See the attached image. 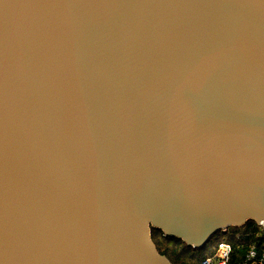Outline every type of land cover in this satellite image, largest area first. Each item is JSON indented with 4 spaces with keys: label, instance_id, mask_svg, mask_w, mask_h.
I'll return each instance as SVG.
<instances>
[{
    "label": "water",
    "instance_id": "95a60500",
    "mask_svg": "<svg viewBox=\"0 0 264 264\" xmlns=\"http://www.w3.org/2000/svg\"><path fill=\"white\" fill-rule=\"evenodd\" d=\"M264 224V0H0V264H172Z\"/></svg>",
    "mask_w": 264,
    "mask_h": 264
},
{
    "label": "trees",
    "instance_id": "16d2710c",
    "mask_svg": "<svg viewBox=\"0 0 264 264\" xmlns=\"http://www.w3.org/2000/svg\"><path fill=\"white\" fill-rule=\"evenodd\" d=\"M255 232L256 224L250 221L242 227H231L225 232H218L201 248L189 247L180 240L164 236L159 230H153L152 236L159 253L166 256L172 264H199L202 258L212 255L218 244L223 241L233 247L229 264H239L245 257L247 248L251 244H256ZM235 233H247L250 236L238 240L234 236Z\"/></svg>",
    "mask_w": 264,
    "mask_h": 264
},
{
    "label": "built area",
    "instance_id": "2783aa9c",
    "mask_svg": "<svg viewBox=\"0 0 264 264\" xmlns=\"http://www.w3.org/2000/svg\"><path fill=\"white\" fill-rule=\"evenodd\" d=\"M256 232L254 238L256 239V244H251L247 250L245 257L239 264H264V224L255 223ZM250 236L247 233H235L234 236L238 240H243L244 238ZM233 253V247L228 242H221L218 244L215 252L207 257L200 260L199 264H229L231 256Z\"/></svg>",
    "mask_w": 264,
    "mask_h": 264
}]
</instances>
